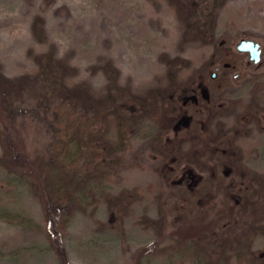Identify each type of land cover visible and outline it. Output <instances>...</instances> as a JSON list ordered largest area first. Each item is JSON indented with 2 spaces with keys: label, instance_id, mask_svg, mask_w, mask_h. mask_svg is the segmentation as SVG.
I'll list each match as a JSON object with an SVG mask.
<instances>
[{
  "label": "rangeland",
  "instance_id": "1",
  "mask_svg": "<svg viewBox=\"0 0 264 264\" xmlns=\"http://www.w3.org/2000/svg\"><path fill=\"white\" fill-rule=\"evenodd\" d=\"M0 74V211L45 217L6 135L48 154L62 109L125 144L103 158L113 174L87 169L102 184L71 215L67 264L264 263V0H0ZM0 264L59 259L0 213Z\"/></svg>",
  "mask_w": 264,
  "mask_h": 264
},
{
  "label": "trees",
  "instance_id": "2",
  "mask_svg": "<svg viewBox=\"0 0 264 264\" xmlns=\"http://www.w3.org/2000/svg\"><path fill=\"white\" fill-rule=\"evenodd\" d=\"M8 82L10 81L0 74L2 97L11 91ZM53 125L57 136L48 154L41 151L35 153L26 151L23 154L25 146H21L19 141H14V138L10 139L6 132L1 135L3 138L5 135L7 137L5 139L7 145H3L4 156H10L7 159L12 160V163L8 160L4 161L8 166L6 168L11 173L32 180L43 203L45 213L43 224L36 222L30 215L8 207H2L0 213L1 217L10 218L19 225L44 233L50 246L57 248L59 264H67L64 241L71 215L78 205L88 200L91 193L100 189L99 183L102 184L103 177L98 174L92 175L87 169L93 164L103 170L102 174L107 172L113 174L116 169L108 160L110 157L108 154L120 153V147L125 144L122 145L123 140L119 139L120 137L117 143L111 142L117 137L111 135L108 127L110 124L106 122L105 117L68 115L64 110L59 109L56 110ZM166 125L171 133L176 132L177 128L171 129V121ZM161 135V139L170 140L168 132ZM173 140L179 142L178 133ZM104 156L108 157L106 161L103 160ZM82 162L83 164L86 162L87 165L84 166ZM180 171L181 169L176 168L177 174ZM95 182L98 183L94 185ZM186 190L189 191V188L186 187ZM195 196L196 199L203 197L200 193H196ZM195 264L207 263L198 261Z\"/></svg>",
  "mask_w": 264,
  "mask_h": 264
},
{
  "label": "water",
  "instance_id": "3",
  "mask_svg": "<svg viewBox=\"0 0 264 264\" xmlns=\"http://www.w3.org/2000/svg\"><path fill=\"white\" fill-rule=\"evenodd\" d=\"M237 49L240 52L248 53L251 61L256 63L260 62L262 49L261 45L255 40L242 39L239 41ZM213 77H215V74H213Z\"/></svg>",
  "mask_w": 264,
  "mask_h": 264
},
{
  "label": "flooded vegetation",
  "instance_id": "4",
  "mask_svg": "<svg viewBox=\"0 0 264 264\" xmlns=\"http://www.w3.org/2000/svg\"><path fill=\"white\" fill-rule=\"evenodd\" d=\"M194 98H196L195 100H197V96L195 95L194 96ZM189 100V99H188ZM188 100H186V101H188ZM185 101V102H186ZM184 124H189V120L186 118V119H184ZM229 177V175H227V178ZM192 181H193V179H192ZM188 187H190L189 185H188Z\"/></svg>",
  "mask_w": 264,
  "mask_h": 264
}]
</instances>
